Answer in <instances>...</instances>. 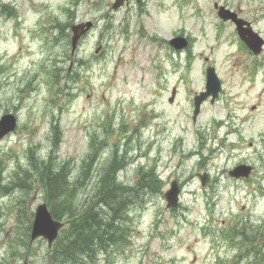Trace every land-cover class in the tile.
Segmentation results:
<instances>
[{
	"label": "rangeland",
	"instance_id": "1",
	"mask_svg": "<svg viewBox=\"0 0 264 264\" xmlns=\"http://www.w3.org/2000/svg\"><path fill=\"white\" fill-rule=\"evenodd\" d=\"M114 2L0 0V119H18L0 142V264H62L63 232L56 247L30 242L41 203L75 213L45 199L39 164L51 160L66 167L78 216L107 171L129 203L124 241L75 264H213L219 234L230 239L224 264H264V50L253 56L214 12L218 3L243 15L264 40V0ZM88 20L95 27L73 56L70 27ZM182 35L191 45L176 52L168 42ZM209 65L224 92L193 123ZM240 164L255 174L232 180ZM173 181L182 193L169 210Z\"/></svg>",
	"mask_w": 264,
	"mask_h": 264
},
{
	"label": "trees",
	"instance_id": "2",
	"mask_svg": "<svg viewBox=\"0 0 264 264\" xmlns=\"http://www.w3.org/2000/svg\"><path fill=\"white\" fill-rule=\"evenodd\" d=\"M35 158L32 154L31 160ZM39 165L41 167L39 181L45 191L46 200L54 203L60 202L62 205L67 204L75 211L68 218L58 214L56 209L53 210V215L57 219H65L68 225L63 233L65 248L58 252V255L62 256L60 258L62 264L68 262L75 264L77 259L80 261H84L86 258L92 259L99 250H106L109 245L120 244L124 241L122 225L127 220V205L129 203L122 196L116 198L114 190L120 186L116 182L114 172H106L103 181L97 185L95 195L83 205L81 214L78 216L70 184L66 178V167L56 166L52 160ZM145 174L142 175L141 180L149 183L151 192L160 191L162 183L158 177ZM111 176L114 179L113 181L108 180L107 184V179ZM111 184L112 188H110ZM103 192H107L105 198L100 199ZM93 200L96 203L92 204Z\"/></svg>",
	"mask_w": 264,
	"mask_h": 264
},
{
	"label": "water",
	"instance_id": "3",
	"mask_svg": "<svg viewBox=\"0 0 264 264\" xmlns=\"http://www.w3.org/2000/svg\"><path fill=\"white\" fill-rule=\"evenodd\" d=\"M128 0H117L115 5L113 6L115 10H117L119 7L123 6L124 3ZM229 13L228 12H222V16L224 18H229ZM234 21V20H233ZM93 24L91 22H88L86 24H80L77 26H73L72 31H73V52L75 51L77 47V43L81 36L85 34ZM248 29V28H247ZM247 31L246 30H240V34L242 35L243 39L247 42L250 47L255 50L256 53H259L260 47L262 42L259 41L257 38L258 36L255 35H250V38H247ZM172 46H174L176 49H183L187 47L188 43L184 38H176L170 42ZM208 92L205 94H202L200 97L197 98V109L195 112V118L197 114L199 113V107L201 103L207 99V97L212 94L213 95V101L214 98L218 96V93L220 91V82L218 78L216 77L215 70L213 68L208 69V86H207ZM175 96V91L173 92V97L171 101H173ZM17 126V120L15 116L8 114L5 115L3 118L0 120V140H2L4 137H6L8 134L13 132L16 129ZM250 167L248 168H237L236 172L234 175L236 176H241L243 177H249L250 175ZM202 178V183L205 185L207 183V178L201 177ZM178 187L177 184L174 182L172 184L171 189L166 193V198L167 201L169 202V207H175L178 204ZM64 224L55 221L47 207V204H42L38 207L36 216H35V221L33 224V229H32V241L35 240L38 237H44L49 241V245L51 246L52 243L55 241L57 238L59 231L63 228Z\"/></svg>",
	"mask_w": 264,
	"mask_h": 264
}]
</instances>
